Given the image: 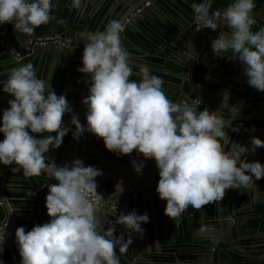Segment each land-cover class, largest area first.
<instances>
[{"label": "clouds", "instance_id": "clouds-1", "mask_svg": "<svg viewBox=\"0 0 264 264\" xmlns=\"http://www.w3.org/2000/svg\"><path fill=\"white\" fill-rule=\"evenodd\" d=\"M212 3L193 0L194 21L200 29L219 25L230 29L218 34L212 47L218 56L223 53L228 60L238 59L248 85L264 91V26L252 30L255 0H231L214 10ZM55 6L54 0H0V25L9 23L16 33L31 34L53 19ZM69 7L79 9L81 0H70ZM122 32L120 21L111 19L103 30L80 34L84 47L77 71L90 74L91 79L88 95L81 101L86 124L81 125L73 114L74 131L62 122L65 113L73 112L66 96L38 79L30 63L10 69L2 82L3 92L12 98L0 115V164L14 165L10 170L26 178L44 173L57 181L47 185L45 207L50 219L27 232L23 226L15 230L19 264H119L117 252H124L132 243L131 234H142V224L149 220L147 213L137 214L133 209L120 213L101 232L91 194L95 193L96 200L101 197L96 177L102 171L85 166L79 158L71 166H59L45 157L69 131L74 139L85 132L102 138L105 148L117 155L135 150L145 160H154L159 176L156 192L166 200L164 213L170 217H179L189 206L199 210L219 202L227 189L251 190L254 181L264 177V164L246 159L247 153L264 147V140L251 136L247 145L232 140L229 144L225 129H240L232 126V120L223 119L227 91L220 108L198 110L195 103L169 100L162 78L150 75L146 65L137 66L138 82L130 80L133 71L121 44ZM236 108H228L230 115H236ZM133 167L139 174L143 162H133ZM115 225H122L125 234H114ZM6 227H0V252Z\"/></svg>", "mask_w": 264, "mask_h": 264}, {"label": "water", "instance_id": "water-1", "mask_svg": "<svg viewBox=\"0 0 264 264\" xmlns=\"http://www.w3.org/2000/svg\"><path fill=\"white\" fill-rule=\"evenodd\" d=\"M66 1L67 0H54L56 6L51 12L53 19L47 24L38 26L31 34L16 33L13 29V25L9 23L0 25V57H5L1 61L3 65L0 66V68L5 69V72L1 73L0 77L5 76L8 78L9 66L16 67L18 65L30 63L33 68H36L35 73L37 78L49 82L50 86L57 94H64L66 96V100L73 109V112L65 113L62 116V122L64 126L74 131L75 126L70 123L73 114L78 117L81 125L86 124V109L81 101L88 95V86L91 76L90 74H84L81 78L79 76L76 80H80L78 85L72 83L71 78H69L72 74L69 68L71 65V58L74 55L80 56L82 52L79 53L75 51L84 46H80L70 40L72 34L77 33L74 28L75 26H80V22L73 24L74 17L71 16V11L63 7ZM97 1L98 0H90L93 5H96ZM101 2H112L109 11H111L113 19H118L123 26V32L121 33L122 46L128 43L131 47L141 48L143 50L144 47L139 45L137 41L129 38V33L134 32L143 34L145 29L141 24H146L149 29L156 30V27L152 26V23L155 24V22L158 24L161 22L165 26H171L175 31V33H173L174 38H180L184 42V47H181V52L177 51L173 48V46L177 44L167 39V32H165L163 25L160 24L162 28H159L158 36L163 40L162 45L166 44V42H170L173 46L166 47L182 61L180 65L183 67V73L188 72L190 67L192 71L191 77L193 84H189L190 91L186 92L180 87L181 92L173 98L174 102L195 103L198 110H202L204 107H207L209 110H216L221 107L220 99L223 92L227 91L231 97L240 98L239 95L231 91L232 85H235L232 81L239 80V77L236 76V72L239 70L237 59L228 60L224 57L226 54L223 53L220 56H216L217 50L212 47V41L218 34L223 31H230L226 26L219 25L215 29L210 27L200 29V25L193 19L192 8H187L183 5L182 1L179 0H101ZM140 2L141 4L136 7V4ZM191 2L193 3V0H191ZM230 2L231 0H213L212 9L226 7ZM256 5H260L264 8V0H255L254 9H257ZM66 7H68V5ZM171 8L177 10L178 13H171ZM167 14H170L176 19L175 28V24L171 25L165 18ZM41 28H43L42 32H40ZM149 38L151 37L147 36L146 33V39H148V41H150ZM67 40H70V42L68 43ZM155 41L159 42L157 40ZM162 45H159V47ZM127 48L129 47H125V49ZM220 57L226 59L224 61L228 65L226 68H222L218 64L219 60H221ZM172 60L176 61L175 59ZM56 65H60L58 73L55 72ZM201 66L208 68V73L205 74L208 80H214L220 84V89L217 92L213 93L208 85L196 81L198 75H203L202 71L198 70V67ZM213 73L226 74L227 77L213 79ZM197 85H200V88H197ZM208 94L213 95V97H208ZM251 95L254 96L255 93L251 92ZM187 96H189V98H187ZM256 107L261 108L258 117L260 121L258 127L261 134L258 138L264 140V95L260 98ZM227 108L230 107L226 106V108L222 109L223 114L225 110H228ZM225 130L230 131V127ZM72 131L65 134L58 148H50V151L45 153V157L48 160H54L59 166H63L65 163L71 166L72 161L79 158L83 161L84 165L87 166L89 163L95 162V160H92L93 158H99L111 162L116 161V163L121 166L120 170L114 171L116 178L110 180L108 184L106 183L104 193L101 194V191H97V193L101 194V197L99 198V203L96 205V218L98 220L97 212L101 213V210H104L106 219L108 220V222H101L102 226H110L111 222L114 221L120 213H124L126 206H128L131 211L135 207L139 209L145 207L148 211L149 208H155L156 212L164 211L166 200L160 199L156 192L159 176L154 160H145L143 155L137 153L135 150L128 155H117L105 148L102 138L85 132L83 136L74 139ZM53 135H55V133H53ZM246 159L248 162L259 161L261 164H264V147L257 148L254 152L247 153ZM48 162L49 161L46 160V163ZM133 162L136 164L143 162V167L139 174L134 170ZM11 166L12 165H10V167ZM4 177V170L0 168V201L2 203L0 208L3 217L0 219V227L6 224L7 226L10 225L8 229H5V242L2 245L3 251L0 252V260L3 261V264H6V254L8 251L13 261L17 259L15 251L10 246L9 241L6 240L9 234L11 236L14 235L16 228L21 225L18 223L19 214L15 211V204L9 199L5 200L3 197L5 186H7L5 183H2V180L5 179ZM30 178L33 183L37 185L33 177ZM49 179L57 183L54 179ZM262 181H264V177L255 180L253 188L248 191L227 189L224 197L230 198V193H233V198L235 197L239 200L237 202L230 201L226 203L223 197L219 202L209 204L213 209L212 214L216 222L213 223L214 230L209 232V235L206 238L204 237V239L196 238L202 244L194 250L197 256L196 259L177 258L175 262L178 261L182 264H264V249L260 252L259 258L256 260L237 258L236 256L239 255V252L238 248L235 249L236 246L246 244V242L243 241L244 233L249 229L250 221H252L251 218H241L242 213L238 212L236 207L240 209L243 207L241 199L244 193L245 195H249V199L252 201V203H249L251 206H254L256 194L264 187L261 185ZM152 186L154 187L149 188ZM109 196L112 198H109ZM104 197L105 200L103 201L102 198L104 199ZM254 197L255 199H253ZM115 201L117 203L113 204ZM99 209L101 210L99 211ZM202 210L201 208V211ZM224 211H226L228 216H224ZM250 212H253V209ZM149 213L150 215H148V217L151 219L152 214L150 211ZM141 214H143V212ZM12 222L15 223V226H12ZM213 227L211 226L212 229ZM148 231L149 229L147 227V232ZM114 234H125V229L122 225H115ZM12 237H15V235ZM125 238H127V235H125ZM251 238L254 237L252 236ZM119 253L125 262L124 264H157L154 259L145 258L144 256L142 258L147 259L146 261L141 259L134 261L136 258L134 257L133 259L132 255H128L129 253L127 254V250ZM119 264L121 263L119 262Z\"/></svg>", "mask_w": 264, "mask_h": 264}, {"label": "crops", "instance_id": "crops-1", "mask_svg": "<svg viewBox=\"0 0 264 264\" xmlns=\"http://www.w3.org/2000/svg\"><path fill=\"white\" fill-rule=\"evenodd\" d=\"M70 0L66 1V4H63L64 9H69L71 11V16L74 17L73 24L80 22V26H75V30L77 33H73L71 37V42H75L80 46H84V42L80 40V34L82 32L87 31H96V30H103L104 25L111 19H113V15L111 11H109L110 6L112 2H101V0H98L96 2V5H93L90 0H81V7L79 9L71 8L69 7ZM175 1V0H174ZM182 1L183 5H185L187 8L191 7V0H179ZM68 2V3H67ZM93 2V1H92ZM95 2V1H94ZM139 4H136V7L139 6ZM68 5V7H66ZM257 9L253 10V15L256 20V22L259 23L260 26L264 25V8L260 5H256ZM171 13H178L177 10L174 8H171ZM167 21L174 25V28L176 26V19L171 16L170 14H167L165 16ZM160 22V21H159ZM163 25V28L165 29V32H167V39L171 42L177 44L176 46L167 43L163 44V40L161 39L159 35V28H162L161 25ZM77 25V24H76ZM142 27L145 29L144 33H129V38L137 41L139 45H141L143 50L136 47L129 46L128 43L124 44L125 47H129L126 50L129 53V61L132 66L133 76L137 77L139 80L141 79L140 75L138 74V67L139 65H146L150 68V75H157L162 78L163 84L162 89L164 93L166 94L167 98L171 101H173V98L180 94V87L182 90L184 89L186 92L190 91L189 84H193L192 82V71L191 67L189 68L187 75L186 73H183V67L180 65L182 61L172 52L167 49L166 46H173L177 51L181 52L182 48L184 47V42L180 38H174L173 33L175 31L171 28V26H165L161 22L158 24L157 22L152 23V26L156 27V30L149 29L146 24H141ZM158 30V31H157ZM43 31V28L40 29V32ZM146 33L147 36H150L148 39H146ZM155 40L159 41L156 42ZM51 41V40H50ZM74 43V44H75ZM157 43V44H156ZM159 43V44H158ZM159 45H162L159 47ZM158 46V47H157ZM83 48H78L75 52H82ZM216 56H218L216 54ZM5 57H0V66H2V60ZM175 59L176 61L172 60ZM221 58V57H220ZM225 58H221L219 60L220 62L225 61ZM238 61L239 70L236 72V76L239 77L238 81H232L235 84L244 85L245 94H248L247 96L244 94H239L237 91H235L234 86L232 85L231 91L239 95L240 98L231 97L228 93V107H232L233 105L237 106L238 108L234 109L236 115H230V110H225V113L223 115V119L225 120H232V125L238 126L239 131L233 132L230 127V131H226L229 138V144L232 141H235L237 143L242 144H249L250 143V137L255 136L259 137L261 132L259 131V111L261 108H257L256 104L259 102L260 98L264 95V91H258L252 86H249L246 78L244 77L241 64ZM37 64V63H36ZM60 65H56L55 72L58 73L60 70ZM81 66V55L76 56L74 55L71 58V65H70V71L72 74L69 76V78L73 79L71 82L75 85L77 84V81L74 80L76 76H80V72L77 71V67ZM13 66H9V69H11ZM36 71V68H33ZM198 70L202 71V74L208 73V68L201 66L198 67ZM5 69L0 68V74L4 73ZM186 75V77H185ZM218 75H222L221 73H213L212 77L213 79H221L218 77ZM201 77V76H199ZM203 77V76H202ZM202 77L199 80V82H203L206 85L209 86V89L214 93L217 92L220 89V84L216 81H210L208 80V77H203L205 80L202 81ZM224 78V77H223ZM39 79V78H38ZM7 80V79H6ZM5 80V81H6ZM138 80V81H139ZM137 81V82H138ZM64 82V81H63ZM231 82V83H232ZM2 83H0V86ZM197 88H200V85L196 86ZM251 92H254L255 95L252 96ZM223 92L221 94V99L224 96ZM208 97H213V95L208 94ZM215 96V94H214ZM253 97V99H252ZM12 97L3 92L2 88H0V105L2 107L8 108V100ZM189 98V96H187ZM188 104V103H187ZM254 127V131H252ZM3 139V134L0 133V140ZM50 151V150H49ZM48 151V152H49ZM53 153V150H52ZM244 158V157H242ZM92 160H95L93 163H89L88 165H91L95 168H98L102 171V175L96 177L97 182V188L96 191H101V194L104 193L106 183L108 184L110 180H112L115 177L114 171H118L121 169V166L116 163V161H107V160H101L99 158H93ZM87 165V166H88ZM64 166V165H63ZM5 170L4 175L5 179L2 180V183H5L7 186H5V192L3 193L4 199H9L15 204V211L19 214L18 217V223L20 224L22 218H25L26 215H29V217H32L34 219V224H43L47 222L50 218L48 217L46 213V207H45V196L47 194L48 184H53L54 182L50 180L49 178H46V175L44 173H41L38 177H33L37 185L33 183L32 179L30 177H24L21 174L18 178L14 179L13 182L15 183V186H10L8 183L10 181L7 180L8 177L7 174L9 173V170L6 168H9V166H4L1 164L0 168ZM261 185L264 186V181L261 182ZM13 187V188H12ZM1 190V188H0ZM15 192L19 195L15 198L9 197V193ZM256 192V191H255ZM34 193V195L31 196V194ZM225 196V195H224ZM234 194L230 193V198L224 197V202L229 203L231 202H237V198H233ZM258 196V197H257ZM109 198H112L109 196ZM234 199V200H233ZM102 200H105L102 198ZM242 202L243 207L241 209L239 207H236L238 209V212H241V218H251L252 221H250L249 229L244 233L243 241L246 242L245 245L236 246L238 248L239 255L236 257L239 259H247V260H256L259 258L260 252L264 249V187L261 191H259L256 194V199L254 201V206H251L249 199V195L242 196ZM250 202V203H249ZM117 202H113V204H116ZM241 203V202H240ZM199 210L193 209L191 206L189 208L180 214L179 217H170L165 215L164 211L162 212H156L155 208L150 209L152 216L151 219L149 218L148 222L145 224H142L143 233L142 234H131V240L132 243L129 245V247L126 248L127 254L132 255L134 261L138 260H144L142 257L154 259V261L157 264H182L178 261L175 262V259H196V254L194 253V250L199 247V245H202L201 242L196 239H204L209 235V232H212L214 230L213 223L215 222L214 216L212 214V207L207 204L204 205ZM253 209V212H250ZM101 209H99L100 211ZM134 210L137 212V214L147 213V215H150L147 208L139 209L138 207H135ZM130 208L128 206L125 207L124 213L128 214L130 212ZM232 211V210H231ZM233 212V211H232ZM224 216H228L226 211H224ZM31 215V216H30ZM98 222L100 226L101 232H103L104 229H106L107 225L102 226L101 222L105 221L108 222L106 219V213L104 210H101V213L97 212ZM235 217V216H234ZM262 218V220H261ZM11 224V223H10ZM149 231L147 232V227ZM190 225V226H189ZM12 226H15V223L12 222ZM213 227V229L211 228ZM10 225L7 226L6 229H8ZM201 227L205 228V231L201 232ZM15 235V234H14ZM12 235V236H14ZM10 234L8 236V239L6 241H9L10 246L13 248L14 251L17 250L16 256L17 260L13 261L10 252H7V257H9V260L7 261V264H19L20 256L18 253V249L15 242V237H12ZM246 236V237H245ZM248 236V237H247ZM254 238H251V237ZM10 237V239H9ZM117 255L119 256V262L124 264L125 262L122 259V256L119 252H117ZM217 255V254H216ZM244 256V257H243ZM217 257V256H216ZM135 263V262H134Z\"/></svg>", "mask_w": 264, "mask_h": 264}, {"label": "trees", "instance_id": "trees-1", "mask_svg": "<svg viewBox=\"0 0 264 264\" xmlns=\"http://www.w3.org/2000/svg\"><path fill=\"white\" fill-rule=\"evenodd\" d=\"M260 27V25H259V23L258 22H256L253 26H252V30L253 31H256V30H258V28ZM223 64H224V67L227 65V63L226 62H222ZM228 66V65H227ZM84 76V74L83 73H81L80 74V78L81 77H83ZM218 77H220V78H225V77H227V75L226 74H222V75H218ZM7 79V77H5V76H3V77H0V81H5ZM129 79L130 80H135V81H138L139 79L137 78V77H135V76H133V75H131L130 77H129ZM197 79V78H196ZM79 82H80V80L79 81H77V84H79ZM234 86V88H235V91H237L239 94H242V95H244L245 93H244V91H242L243 89H245V87H244V85H239V84H235V85H233ZM0 88H2V85L0 86ZM243 88V89H242ZM246 96L248 95V94H245ZM0 106H2V105H0ZM6 109V107L4 108V110ZM38 135H47L46 133H44V134H38ZM52 135H53V133H52ZM11 167H13V166H11ZM11 167H9V168H6L7 170H9V173L7 174V176L8 177H13V178H18L19 176H21V172H19V171H17V172H12L10 169H11ZM9 195V197H11L12 199L13 198H15V197H17V195H19V194H17V193H15V192H12V193H9L8 194ZM31 216V215H30ZM0 217H2L1 215H0ZM20 225L21 226H23L24 228H25V231L27 232L28 230H30L34 225H36V224H34V219L32 218V217H29V215H26V217L25 218H22V220H21V222H20ZM17 253V250L15 251V254ZM9 260V257H7V261ZM123 264V263H122Z\"/></svg>", "mask_w": 264, "mask_h": 264}, {"label": "flooded vegetation", "instance_id": "flooded-vegetation-1", "mask_svg": "<svg viewBox=\"0 0 264 264\" xmlns=\"http://www.w3.org/2000/svg\"><path fill=\"white\" fill-rule=\"evenodd\" d=\"M218 64H219L222 68H226V67H227V65L224 67V64H223L222 62H220V61H219ZM191 75H192V74H191ZM200 76H201V77H202V76H203V77H206L205 74H204V75H200ZM201 77H199V75H198V76L196 77V78H197L196 80H198V79L200 80ZM203 77H202V81L205 80ZM77 78H78V76H76V78H74V80L76 81ZM212 78H213V77H212ZM71 80H73V79H71ZM2 82H4V81H0V83H2ZM203 82H204V81H203ZM4 108H5V107L0 106V115H2V112H3ZM12 166H14V165H12ZM2 169H3V167H2ZM3 170H4V169H3ZM4 171H5V170H4ZM6 177H8V176H6ZM14 179H15V178H13V177H8L7 180L10 181V182L8 183V185L14 187V186H15V183L13 182ZM13 187H12V188H13ZM0 205H2L1 201H0ZM0 215L2 216L1 208H0ZM1 218H3V217H0V219H1ZM6 257H7V254H6ZM16 257H17V256H16ZM16 260H17V259H16ZM16 260H15V261H16ZM6 264H7V259H6Z\"/></svg>", "mask_w": 264, "mask_h": 264}, {"label": "built area", "instance_id": "built-area-1", "mask_svg": "<svg viewBox=\"0 0 264 264\" xmlns=\"http://www.w3.org/2000/svg\"><path fill=\"white\" fill-rule=\"evenodd\" d=\"M57 42H59V41H57ZM67 42L69 43L70 42V40H67ZM66 164V163H65ZM64 164V165H65ZM154 186H152V187H149V188H153ZM91 197L93 198V203H95L96 205L99 203V200H96L95 199V194L94 193H92L91 194Z\"/></svg>", "mask_w": 264, "mask_h": 264}]
</instances>
